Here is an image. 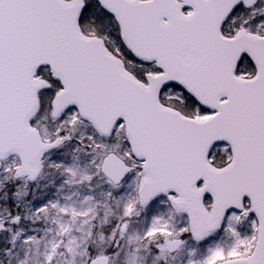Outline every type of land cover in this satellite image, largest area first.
<instances>
[{
  "label": "snow or ice",
  "instance_id": "6c2138e0",
  "mask_svg": "<svg viewBox=\"0 0 264 264\" xmlns=\"http://www.w3.org/2000/svg\"><path fill=\"white\" fill-rule=\"evenodd\" d=\"M258 16L264 0H0V158L17 151L34 178L39 157L70 144L72 129L115 136L123 152L105 161L113 186L132 173L143 206L163 193L189 217L179 230L154 220L146 240L164 239L171 250L186 242L177 237L204 239L227 215L237 245L204 264H264ZM44 113L56 125L47 141ZM135 210L131 203L124 214ZM253 213L252 236L239 239L233 224ZM21 221L17 213L0 232Z\"/></svg>",
  "mask_w": 264,
  "mask_h": 264
},
{
  "label": "rangeland",
  "instance_id": "374dc122",
  "mask_svg": "<svg viewBox=\"0 0 264 264\" xmlns=\"http://www.w3.org/2000/svg\"><path fill=\"white\" fill-rule=\"evenodd\" d=\"M257 20H264V16ZM98 26L97 31L111 30L108 25ZM249 26L255 28V22ZM38 124L43 139L54 138L53 118L41 114ZM71 135L74 139L70 144L50 153L49 163V158L43 162L34 185L18 177V157L0 161V222L7 224L17 213L22 217L18 226L10 225L0 236V264H88L101 255H109L110 264H204L218 248L227 253L236 247L237 237L227 230L228 217L218 235L203 245L196 244L190 235L177 237L186 242L175 255L168 254L164 239L146 240L154 220L162 219L179 230L188 225L187 216L172 210L167 197L143 207L134 174L118 187L102 176L103 159L123 152L121 139L113 136L105 140L89 127L72 129ZM88 136L104 147H89ZM131 203L136 210L125 216ZM42 205L47 207L38 211ZM253 220L251 216L242 224H233L239 239L252 236ZM26 237L31 239L25 242Z\"/></svg>",
  "mask_w": 264,
  "mask_h": 264
},
{
  "label": "water",
  "instance_id": "95a60500",
  "mask_svg": "<svg viewBox=\"0 0 264 264\" xmlns=\"http://www.w3.org/2000/svg\"><path fill=\"white\" fill-rule=\"evenodd\" d=\"M46 152H47V151H46ZM46 152H44V153L39 157L38 171H37V173L35 174V177H34V178H33L30 174H28V166L25 165V163H24L22 157L19 155V153H18L17 151H15V150L9 151V152L4 156V158H0V159H5L7 156H9V155H13V154L18 155V156L20 157V159H21V161H22V165H23L22 168H21L20 175H25V176H26V175H29L31 181H34V180L36 179V177H37L38 172H39V166H40V163H41L42 157H43V155H44ZM106 160H107V159H106ZM106 160H105V161H106ZM105 161H104V164H103V167H102V173H103L107 178H109V175H107V174H106V171H105V167H106ZM108 168H109V171H112L113 173L116 172V170H115L114 168H112L110 164L108 165ZM129 174H130V173H129ZM129 174L125 175V176L120 180L119 184H120L122 181H124L125 178H126ZM109 179H110V178H109ZM160 195H164V194L161 193ZM171 204H172V203H171ZM172 206H173V205H172ZM173 208H174V207H173ZM175 209H176V208H175ZM176 210H177V209H176ZM217 230H218V229H217ZM217 230H216V231H217ZM124 231H125V230H124ZM214 232H215V231H214ZM208 236H209V235H208ZM208 236H206L205 238H207ZM205 238H204V239H205ZM204 239L199 240V242H200V241H203ZM179 247H180V246H179ZM179 247H176V248H174V249H171V250H169V252H170V253H174V252H176V251L179 249ZM103 257H105V256H103ZM106 258H107V264H109V258H108V257H106ZM89 264H92V261H91Z\"/></svg>",
  "mask_w": 264,
  "mask_h": 264
}]
</instances>
